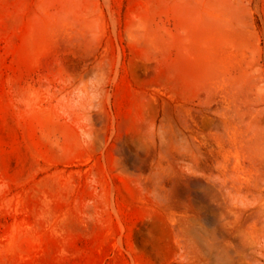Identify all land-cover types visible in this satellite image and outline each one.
I'll list each match as a JSON object with an SVG mask.
<instances>
[{"label": "rangeland", "instance_id": "374dc122", "mask_svg": "<svg viewBox=\"0 0 264 264\" xmlns=\"http://www.w3.org/2000/svg\"><path fill=\"white\" fill-rule=\"evenodd\" d=\"M0 264H264V0H0Z\"/></svg>", "mask_w": 264, "mask_h": 264}]
</instances>
